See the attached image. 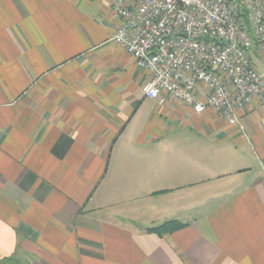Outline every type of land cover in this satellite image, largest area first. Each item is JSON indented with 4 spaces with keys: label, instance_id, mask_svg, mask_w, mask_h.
Instances as JSON below:
<instances>
[{
    "label": "crops",
    "instance_id": "0c3cea01",
    "mask_svg": "<svg viewBox=\"0 0 264 264\" xmlns=\"http://www.w3.org/2000/svg\"><path fill=\"white\" fill-rule=\"evenodd\" d=\"M112 3L0 0V264H264V105L146 98Z\"/></svg>",
    "mask_w": 264,
    "mask_h": 264
},
{
    "label": "built area",
    "instance_id": "2783aa9c",
    "mask_svg": "<svg viewBox=\"0 0 264 264\" xmlns=\"http://www.w3.org/2000/svg\"><path fill=\"white\" fill-rule=\"evenodd\" d=\"M111 41L146 74L144 96L167 94L197 113L212 109L244 132L238 113L264 105V0H113Z\"/></svg>",
    "mask_w": 264,
    "mask_h": 264
},
{
    "label": "trees",
    "instance_id": "16d2710c",
    "mask_svg": "<svg viewBox=\"0 0 264 264\" xmlns=\"http://www.w3.org/2000/svg\"><path fill=\"white\" fill-rule=\"evenodd\" d=\"M176 226V225H175ZM172 228H174V224H166L163 225L157 229H155V232L161 234V233H166L172 230Z\"/></svg>",
    "mask_w": 264,
    "mask_h": 264
},
{
    "label": "rangeland",
    "instance_id": "374dc122",
    "mask_svg": "<svg viewBox=\"0 0 264 264\" xmlns=\"http://www.w3.org/2000/svg\"><path fill=\"white\" fill-rule=\"evenodd\" d=\"M255 64H256L257 70L260 71L261 73H263V71H264V63L261 62L259 59H256Z\"/></svg>",
    "mask_w": 264,
    "mask_h": 264
}]
</instances>
